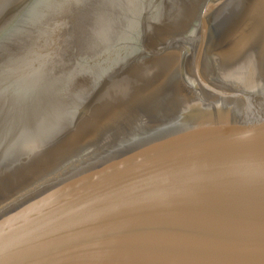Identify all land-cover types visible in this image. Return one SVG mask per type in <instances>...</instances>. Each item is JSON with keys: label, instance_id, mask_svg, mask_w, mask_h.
I'll use <instances>...</instances> for the list:
<instances>
[{"label": "water", "instance_id": "obj_1", "mask_svg": "<svg viewBox=\"0 0 264 264\" xmlns=\"http://www.w3.org/2000/svg\"><path fill=\"white\" fill-rule=\"evenodd\" d=\"M0 264H264V0H0Z\"/></svg>", "mask_w": 264, "mask_h": 264}]
</instances>
